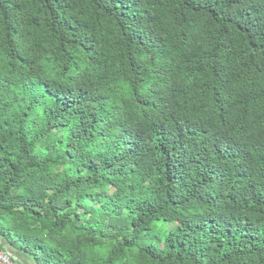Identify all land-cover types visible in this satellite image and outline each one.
<instances>
[{
    "label": "trees",
    "instance_id": "obj_1",
    "mask_svg": "<svg viewBox=\"0 0 264 264\" xmlns=\"http://www.w3.org/2000/svg\"><path fill=\"white\" fill-rule=\"evenodd\" d=\"M0 235L19 264H264V0H0Z\"/></svg>",
    "mask_w": 264,
    "mask_h": 264
},
{
    "label": "built area",
    "instance_id": "obj_2",
    "mask_svg": "<svg viewBox=\"0 0 264 264\" xmlns=\"http://www.w3.org/2000/svg\"><path fill=\"white\" fill-rule=\"evenodd\" d=\"M0 264H19L7 251L0 249Z\"/></svg>",
    "mask_w": 264,
    "mask_h": 264
},
{
    "label": "crops",
    "instance_id": "obj_3",
    "mask_svg": "<svg viewBox=\"0 0 264 264\" xmlns=\"http://www.w3.org/2000/svg\"><path fill=\"white\" fill-rule=\"evenodd\" d=\"M5 243L2 236L0 235V246ZM5 249V248H4ZM9 251V250H8ZM8 253H10L13 257V253L11 251H9ZM21 259V264H37V262H35L34 260H32L31 258H27V257H22Z\"/></svg>",
    "mask_w": 264,
    "mask_h": 264
}]
</instances>
